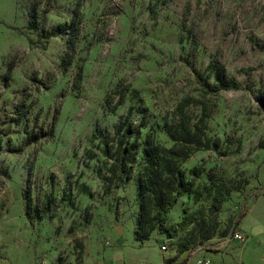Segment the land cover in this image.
Segmentation results:
<instances>
[{
  "label": "rangeland",
  "instance_id": "rangeland-1",
  "mask_svg": "<svg viewBox=\"0 0 264 264\" xmlns=\"http://www.w3.org/2000/svg\"><path fill=\"white\" fill-rule=\"evenodd\" d=\"M200 118L138 241L146 141ZM207 262L264 264V0H0V264Z\"/></svg>",
  "mask_w": 264,
  "mask_h": 264
},
{
  "label": "trees",
  "instance_id": "trees-1",
  "mask_svg": "<svg viewBox=\"0 0 264 264\" xmlns=\"http://www.w3.org/2000/svg\"><path fill=\"white\" fill-rule=\"evenodd\" d=\"M80 77V75H79ZM122 125L119 127V130ZM207 125L203 118L186 125L180 124L174 131L167 130L173 142L167 148L154 139H148L144 148L146 165L139 174L138 192L141 212L138 219L136 239H149L156 229V221L176 202L177 196L186 184L183 164L191 155L201 149L210 148L206 134ZM37 137L25 140V145L37 142Z\"/></svg>",
  "mask_w": 264,
  "mask_h": 264
},
{
  "label": "built area",
  "instance_id": "built-area-1",
  "mask_svg": "<svg viewBox=\"0 0 264 264\" xmlns=\"http://www.w3.org/2000/svg\"><path fill=\"white\" fill-rule=\"evenodd\" d=\"M236 238L238 239V238H240V236L236 235ZM162 248H163V250H166V247L164 245L162 246ZM206 264H209V262H207Z\"/></svg>",
  "mask_w": 264,
  "mask_h": 264
}]
</instances>
